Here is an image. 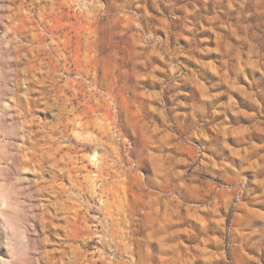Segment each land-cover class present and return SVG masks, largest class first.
<instances>
[{
	"label": "rangeland",
	"instance_id": "1",
	"mask_svg": "<svg viewBox=\"0 0 264 264\" xmlns=\"http://www.w3.org/2000/svg\"><path fill=\"white\" fill-rule=\"evenodd\" d=\"M0 264H264V0H0Z\"/></svg>",
	"mask_w": 264,
	"mask_h": 264
}]
</instances>
